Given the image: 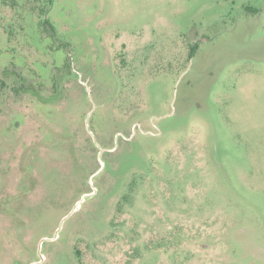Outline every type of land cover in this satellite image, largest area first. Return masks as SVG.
<instances>
[{"label": "rangeland", "instance_id": "374dc122", "mask_svg": "<svg viewBox=\"0 0 264 264\" xmlns=\"http://www.w3.org/2000/svg\"><path fill=\"white\" fill-rule=\"evenodd\" d=\"M0 264H264V0H0Z\"/></svg>", "mask_w": 264, "mask_h": 264}]
</instances>
